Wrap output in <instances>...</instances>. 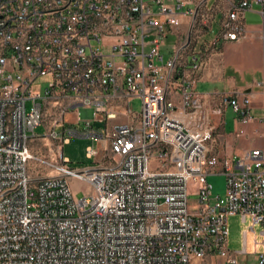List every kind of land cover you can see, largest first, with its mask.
Returning a JSON list of instances; mask_svg holds the SVG:
<instances>
[{"label": "built area", "instance_id": "obj_1", "mask_svg": "<svg viewBox=\"0 0 264 264\" xmlns=\"http://www.w3.org/2000/svg\"><path fill=\"white\" fill-rule=\"evenodd\" d=\"M222 1L0 0V264H264V150L221 156L208 106L217 98L216 112L230 106L247 123L250 99L196 90L208 57L245 37V12L254 1L264 14V0ZM73 113L81 131L65 127ZM70 137L106 142L96 165L68 166ZM38 139L49 154L32 152ZM73 178L88 184L81 198ZM231 215L260 228L251 261L246 245L228 248Z\"/></svg>", "mask_w": 264, "mask_h": 264}, {"label": "crops", "instance_id": "obj_2", "mask_svg": "<svg viewBox=\"0 0 264 264\" xmlns=\"http://www.w3.org/2000/svg\"><path fill=\"white\" fill-rule=\"evenodd\" d=\"M213 2L224 7L222 0H210L209 3ZM219 16L220 13H217L206 38L218 31ZM219 49L220 52L208 57L196 90L205 95H248L252 119L247 123L236 119L230 106H225L220 113L216 112L217 98L208 100L209 117L218 125L217 131L220 133L217 145L219 154L238 158L252 149L264 150V14L260 12L258 3L252 1L250 9L245 12V37L223 42ZM191 264L225 263L221 257L213 256L205 263L193 259Z\"/></svg>", "mask_w": 264, "mask_h": 264}, {"label": "rangeland", "instance_id": "obj_3", "mask_svg": "<svg viewBox=\"0 0 264 264\" xmlns=\"http://www.w3.org/2000/svg\"><path fill=\"white\" fill-rule=\"evenodd\" d=\"M175 36L169 35L166 39V46L168 48H172L175 44ZM165 58L168 57L166 51H164ZM48 78L40 77L34 83L35 92H42L43 88L47 85ZM32 106V101H26L27 110ZM129 106L134 111H140L141 109V100L136 97L133 98ZM66 128H72L73 130L81 131L84 127V120H78L77 115L75 113L69 115L68 120L65 125ZM35 135L40 136L45 134V129L43 125L36 126L33 132ZM106 142L93 140L90 137H70V139L63 144V156L68 159V166L74 169H83L86 167L96 165L95 160H99L103 155V150L105 149ZM92 147L95 150L99 151V154L96 158H88L87 157V149ZM48 142L43 139H38L32 142L31 149L34 154H49L48 150ZM31 165H36L34 161H31ZM45 172V170H44ZM46 172L54 173V170L51 168H47ZM208 183L211 185L212 195L224 197L225 194V177L219 174L208 175L207 177ZM71 189L76 194L78 198L83 197L87 183L78 179H71L70 181ZM191 198H195L192 196ZM252 226V222L250 218H247L246 221H242L239 215H231L227 219V228H228V236H227V245L230 250L238 251L243 249L244 245H246L247 252L249 253L248 259L253 260L252 254L261 251V246L258 244L257 248H254V240L258 243L261 242L262 238L259 234L260 228L258 225L254 226L255 231L252 232L250 227ZM246 232V234H245Z\"/></svg>", "mask_w": 264, "mask_h": 264}, {"label": "water", "instance_id": "obj_4", "mask_svg": "<svg viewBox=\"0 0 264 264\" xmlns=\"http://www.w3.org/2000/svg\"><path fill=\"white\" fill-rule=\"evenodd\" d=\"M95 126H96V127H101L102 124H101V123H95Z\"/></svg>", "mask_w": 264, "mask_h": 264}]
</instances>
